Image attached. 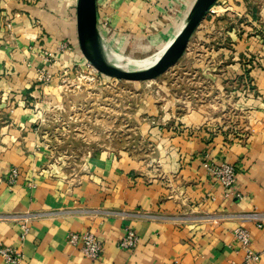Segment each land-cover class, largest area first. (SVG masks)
Wrapping results in <instances>:
<instances>
[{"label":"crops","instance_id":"crops-1","mask_svg":"<svg viewBox=\"0 0 264 264\" xmlns=\"http://www.w3.org/2000/svg\"><path fill=\"white\" fill-rule=\"evenodd\" d=\"M75 3L65 0L59 7L58 0H0V246H18L23 264H242L244 252L232 231L243 227L259 254L253 264H264V39L255 50L248 46L249 60L232 71L248 92V114L214 128L193 112L192 130L162 131L171 138L157 145L163 165L155 177L122 152L108 159L99 150L67 184L53 171L57 167L49 171L44 166L40 132L26 130L25 125L35 124L31 108L39 83L25 58L35 61L29 45L35 38L59 37L63 23L74 37ZM169 4L96 0L101 41L109 46L99 27L103 13L110 15L108 25L120 38L127 22L146 29ZM263 17L253 21L264 23ZM176 20L156 34L145 30L142 35L161 50L181 22ZM204 159L235 166L230 192L225 194L209 174ZM12 166L18 175L8 183ZM23 224L27 230L21 238ZM125 227L138 236L132 250L117 245ZM84 230L102 242L96 260L66 240L70 231Z\"/></svg>","mask_w":264,"mask_h":264},{"label":"rangeland","instance_id":"rangeland-1","mask_svg":"<svg viewBox=\"0 0 264 264\" xmlns=\"http://www.w3.org/2000/svg\"><path fill=\"white\" fill-rule=\"evenodd\" d=\"M193 1L170 0L146 29L127 22L125 37L120 38L108 25L105 17L110 15L103 13L99 27L109 46L100 44V54L112 64L128 66L153 60L163 48L153 46L144 31L156 34L170 20L180 22ZM64 2L58 0V6ZM263 16L264 0H216L181 57L160 75L142 81L97 71L82 55L76 34L68 36L64 23L59 37L35 38L29 45L36 52L35 61L26 57L25 63L33 65L39 92L31 108L35 124L25 127L40 132L38 151L44 166L49 171L57 167L53 171L71 184L74 173L100 150L108 159L122 152L146 166L149 176L160 175L163 160L157 145L163 147L171 138L162 131L192 130L193 112L209 126L229 124L231 117L249 113L248 92L241 78H232V71L249 60L248 46L255 50L262 43L264 23L253 20Z\"/></svg>","mask_w":264,"mask_h":264},{"label":"water","instance_id":"water-1","mask_svg":"<svg viewBox=\"0 0 264 264\" xmlns=\"http://www.w3.org/2000/svg\"><path fill=\"white\" fill-rule=\"evenodd\" d=\"M215 1L194 0L173 37L152 63L142 67L122 68L110 64L100 54L101 39L97 24L96 0H76L75 32L77 44L88 63L105 75L130 81L151 79L163 73L181 57L191 34L207 9Z\"/></svg>","mask_w":264,"mask_h":264},{"label":"built area","instance_id":"built-area-1","mask_svg":"<svg viewBox=\"0 0 264 264\" xmlns=\"http://www.w3.org/2000/svg\"><path fill=\"white\" fill-rule=\"evenodd\" d=\"M212 5L207 10L211 9ZM202 164L208 170L209 174L222 184L225 194L234 188L237 171L233 164L224 161L214 163L208 159H204ZM17 175V168L12 166L5 180L8 183H13ZM22 227L23 231L21 233V238L24 237L27 230L25 224H23ZM232 232L235 240L239 242L244 252L242 264L255 263L259 258V254L250 246L251 238L249 231L243 227H235ZM66 240L90 260L98 259L103 250L101 240L90 230L70 231L67 234ZM137 240L138 236L135 231L131 227H125L123 234L117 240V245L119 248L132 250L135 248ZM0 257L2 259V264H23L24 257L18 246H0Z\"/></svg>","mask_w":264,"mask_h":264},{"label":"bare ground","instance_id":"bare-ground-1","mask_svg":"<svg viewBox=\"0 0 264 264\" xmlns=\"http://www.w3.org/2000/svg\"><path fill=\"white\" fill-rule=\"evenodd\" d=\"M100 44L102 45V46H104V42H100ZM103 57V56H102ZM116 57V56H115ZM158 57V56H157ZM157 57H155L153 60H151V61H149V62H147V63H144V64H142V65H140V66H138V64H131L130 66H128V65H123L122 63H117V64H113V65H116L117 67H122V68H133V67H142V66H145V65H148V64H150V63H152ZM104 58V57H103ZM105 59V58H104ZM106 60V59H105ZM107 61V60H106ZM107 62H109V61H107ZM110 64H112L111 62H109Z\"/></svg>","mask_w":264,"mask_h":264}]
</instances>
